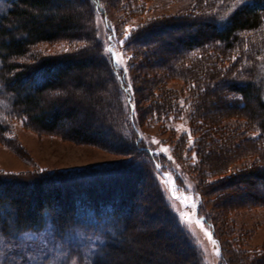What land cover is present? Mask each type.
Instances as JSON below:
<instances>
[{
    "label": "trees",
    "instance_id": "obj_1",
    "mask_svg": "<svg viewBox=\"0 0 264 264\" xmlns=\"http://www.w3.org/2000/svg\"><path fill=\"white\" fill-rule=\"evenodd\" d=\"M70 3L69 0H9V5L0 12V102L6 104L4 117H22L31 127L57 133L62 120H71L75 114L90 113V108L81 110L75 105H63L58 99L44 104V94L60 93L63 80L74 73L76 83L87 89H99L93 104L96 102L100 109L101 125H95L97 131L94 134L81 125H74L68 137L79 142L88 141L123 158L111 166L76 174L40 172L27 177H17L18 174H13L16 177H1L0 236L10 240L20 234L49 229L53 237L60 241L80 231L85 236L99 237L92 245L90 257L86 258L89 264H147L148 258L135 252L138 250L136 241L139 235L133 229L137 223L134 220L136 211L143 209L139 217V224L144 226L142 232L151 231L146 228L147 224L161 218V228L168 225L171 229L167 235L169 239L161 242L165 250L171 249H167L168 255L179 260L184 258L183 264H203L196 245L177 223L155 180V165L161 164V160L145 146L137 126L138 118L146 113L158 121L169 116L179 119L188 109L192 127L196 132H203L196 143L198 153L208 151L207 143H214L215 147L217 144L223 146L222 142L227 138L233 145L236 142L238 148L245 142L254 145L263 155L264 65L259 63L252 68L250 61H254L253 58L250 59V55L243 58L240 47L247 34L262 35L264 0H244L243 3L229 0L226 7L221 6L220 12H205L199 19L183 21L195 8V0H192L182 12L172 14L163 11L139 18L132 28L130 42L135 49L134 71L142 87L140 96L148 102L143 110L138 108L139 89L125 90L128 82L124 79L122 68L107 51V43L102 46L96 37L91 17L96 7L106 11L102 0H85L82 12H74ZM110 3L116 5L113 1ZM107 22L115 36V23ZM61 38L72 45L65 50L34 55L31 61L24 59L35 44ZM209 45L219 46L220 49L216 50V54H203L202 50ZM261 47L264 50V40L259 41L258 48ZM194 50H199L196 56L192 53ZM204 58L213 62L214 69L218 70L217 81L210 79L209 67H205L202 61ZM236 62L245 73L242 71L234 77L229 70ZM239 62L243 63L242 66ZM197 63L199 65L196 66ZM83 76H90L91 81H86ZM170 79L182 80L188 85V94L185 95L183 89L177 91L168 87ZM217 82L222 85V95L216 102L223 108L218 110V114L224 115L228 110L235 109V113L229 112L233 113L229 117L232 121L216 119L212 108H208V92L218 88L220 93ZM116 87L121 92L125 114L119 113ZM181 100L184 102L182 107ZM4 117H0V133L8 131ZM211 130L222 131L224 138L207 135L204 139V133ZM210 155L205 153L204 162ZM257 156L255 154L254 157ZM199 170L202 171L196 169L197 172ZM133 178L135 181L146 180L148 189L145 191L142 188L143 195L136 186L118 187L113 191L115 182L124 183ZM198 189L203 190L200 186ZM137 193L142 198L147 196L158 206L151 210L134 201ZM202 196L200 192L201 203ZM201 203L197 204L196 212L208 222L209 215L201 209ZM5 210L10 216L13 214L9 223L7 215H2ZM150 234L154 237L160 234L159 228ZM217 242L221 250L219 264H264V248L247 257L245 252L230 249L224 241ZM83 248V245L72 246L70 257L82 261ZM125 257L130 259L129 263L124 260ZM165 259L168 264L169 260ZM9 261V258H2L0 264H8Z\"/></svg>",
    "mask_w": 264,
    "mask_h": 264
},
{
    "label": "rangeland",
    "instance_id": "obj_2",
    "mask_svg": "<svg viewBox=\"0 0 264 264\" xmlns=\"http://www.w3.org/2000/svg\"><path fill=\"white\" fill-rule=\"evenodd\" d=\"M69 1L74 8V12H82L85 0ZM111 1L116 5L113 6L110 3ZM102 2L106 11L104 12L102 7H96L91 17V21L95 26L96 37L102 46L107 43L106 49H112L110 53L113 59L118 58L123 61L119 65L122 68L124 79L128 84H131V88L139 89L138 108L143 110L148 102L140 96L142 87L134 71L135 57L133 52L135 49L130 42L132 41V28L139 22V18L143 19L147 16L157 15L163 11L172 14L182 12L192 0H150L149 2L146 0H110V2L109 0H102ZM228 2L229 0H195V8L191 9L190 16L183 21L191 18L194 20L199 19L200 16H204L205 12H220L221 6L226 7ZM151 4L152 7H150ZM8 5L9 0H0V12L4 11ZM130 8H135V10ZM82 21L83 18L80 22ZM107 21L115 23L117 29L115 36L112 34L114 32H110L112 28L110 29ZM127 31L131 32L130 36L123 44H120L119 41L124 39V34ZM110 34H112L111 40H109ZM263 35L264 30L262 35L249 33L243 37L244 42L240 47V52L243 58L248 55H250V59L253 58L254 61H250L252 68H256L259 63L264 65L263 47L258 48L259 41L264 40ZM62 39L64 38L35 44L30 48L24 59L31 61L33 57L35 58L34 55L40 56L61 49L65 50L72 45V43ZM219 49V46L209 45L205 46L202 53L210 54L212 52V54H216V50ZM198 52L199 50H194L192 53L196 56ZM202 61L205 67H209L210 79L217 81L216 78L219 74L218 70L214 69L213 62H209L205 58ZM241 62L239 63L242 66L243 63L241 64ZM195 65H199V63ZM124 68L127 69L126 72L123 71ZM242 71L236 62L235 66L230 67L229 73L231 72V76H238ZM74 76V73H71L70 77L63 80L62 87H59L60 93H45L44 104L58 99L63 105H75L81 110L90 108L91 112L82 115L75 114L71 120L69 118L62 120L57 133L31 127L27 125L22 117H4L3 109L6 104L0 102V117H4V121L8 126L7 132L0 133V178L16 177L13 174H18L17 177H27L40 172L55 173L56 175L76 174L85 170L111 166L123 158L122 155L112 154L105 149L90 144L88 141L87 143L79 142L78 139L68 137L71 134L69 130L74 125H81L87 132L91 134L92 131L94 134L97 131L95 125L100 124V109L96 106V102L93 104L94 98L99 94V89H87L81 86L74 81ZM83 77V79L86 78V81H91L90 76ZM167 86L177 91L183 89L184 94H188V85H185L182 80L170 79ZM217 86L221 88L220 93L217 88V90L213 89L207 94L209 101L207 102L210 106L208 108H212L216 119L226 120L225 122H227V119L232 121L229 117L235 113V109L228 110L224 115L222 113L220 115V112L218 114V110L223 108L217 106L216 101L222 95V85L217 82ZM116 92L117 103L119 109H121L119 113L125 114L126 108L121 92H118L117 87ZM188 112V109H186L185 115L179 119L169 116L158 121L146 113H143L140 119L138 118L137 126L142 134L145 146L151 148L155 156L160 158L161 172L171 176V179L166 176L158 177L155 169V180L177 223V211L189 214L188 225L190 231L178 224L196 245L203 264H219L220 262V256L215 254L214 246L205 234V229L211 233L215 241H224L230 249L245 252L247 257L255 255L259 253L258 251L261 248H264V154L262 155L261 150H256L254 145L251 146L247 142L244 143V146L241 142L242 145H239L238 148L236 142L233 145L229 139L225 138V140L223 139L224 143L222 142L223 146L217 144L218 146L215 147L214 143L208 144L209 141L206 142L208 151L205 150L204 152L211 153V157L206 158L207 162H204L205 153L202 151L198 153L196 145L203 132L194 130L189 121ZM128 133H130V128ZM189 133L191 141L189 140ZM207 135L211 138H215L217 135L224 138L222 131L218 133L214 130L205 132L203 138L205 139ZM153 140L161 143H152ZM162 146L167 147L169 151L157 156L156 153ZM193 153H195V157H193ZM255 154L259 156H257L259 159L254 157ZM169 156L172 159H168ZM197 168L202 171L197 172ZM122 182H115L116 187L113 191H116L118 187L136 186L137 190H140L143 195L142 188H145V191L148 189L145 179L135 181L133 178L124 181V183ZM162 184L163 188L161 187ZM199 186L203 190L198 191ZM177 188H179V191H176ZM164 189H167L168 198H166ZM200 192L203 193L202 203ZM140 193L135 195L134 201L141 202L151 210L158 206V203L151 201L147 196L142 198ZM172 197H182L183 200L173 199ZM192 203H195V208L191 207ZM199 203H201V209L203 208L206 211L210 219L208 222L202 219L203 228L195 222L197 217L202 218L196 212V206ZM184 204L189 206L184 207ZM142 210H137L134 216L137 223L135 222L133 229L139 235V239L136 241L138 250L135 252L141 257H147V264H166L165 258L169 260L168 264H183L182 260L184 258L179 260L170 254L168 255L167 249H171L167 248L165 250L163 244H161L163 240L169 239L167 235L171 233L168 225V227L165 226L168 231L164 227L161 228L163 226L161 218L151 221L149 225L147 224L146 228L151 231L142 232L144 226L142 227V224H139V217L143 214ZM2 215H7L5 217H7L8 223L12 221L13 214L10 216L7 210ZM214 225L215 236L212 234V226ZM158 228L160 234H155V237L152 235L153 233L150 234L151 232H157ZM148 234L150 235L148 236ZM98 240L99 237L96 235L89 234L85 236L80 231H76L58 241L49 229H45L40 233L20 234L10 240L0 236V263L2 258H9L8 264H89L86 258L90 257V252L93 249L92 245ZM76 245L84 246L82 261L70 257L71 247ZM173 250L175 252V248ZM124 260L127 263L130 261L126 257ZM256 264H259V262Z\"/></svg>",
    "mask_w": 264,
    "mask_h": 264
},
{
    "label": "snow or ice",
    "instance_id": "obj_3",
    "mask_svg": "<svg viewBox=\"0 0 264 264\" xmlns=\"http://www.w3.org/2000/svg\"><path fill=\"white\" fill-rule=\"evenodd\" d=\"M238 2H239V3H243L244 0H238ZM130 34H131V32H130V31H127V32L124 34V39L120 40L119 43H120V44H123V43L125 42V40L128 39V37L130 36ZM111 39H112V36L110 35V36H109V40H111ZM107 51H108V52H112V49H111V48H108ZM233 59H235V57H233ZM115 62H116L117 64H122V63H123V61L120 60V59H118V58L115 59ZM123 71L126 72L127 69L124 68ZM193 87H195V85H193ZM130 88H131V84L129 83V84H128V88H126L125 90L127 91V90L130 89ZM183 103H184V102L181 100V101H180V105H181V107L183 106ZM189 140L191 141L190 133H189ZM152 143H161V142L153 140ZM168 151H169V149H168L167 147H163V146H162V147L160 148V150L157 151L156 155L159 156L161 153H167ZM193 157H195V153H193ZM168 159H172V157L169 156ZM161 168H162V165H161V164H156V165H155V169H156V173H157L158 177H159V176H166L167 178L171 179L170 174H165V173L161 172ZM161 187L163 188V184L161 185ZM164 190H165L166 198H168V196H167V189H164ZM176 191H179V188H177ZM172 198H173V199H178V200H183L182 197H172ZM183 206H184V207H188L189 205L184 204ZM191 207H192V208H195V203H192ZM174 210H175V209H174ZM177 216H178V223H179L181 226H183L186 230L190 231V228H189V225H188V221H189V219H190L189 214L186 213V212H180V211H177ZM195 222H196L197 224H199L201 228H203L202 218L197 217ZM205 234L207 235L208 239H209V240L211 241V243L213 244L215 254H216L217 256H220V254H221V250H220V248H219V246H218V242L215 241V240L212 238L211 233L207 232L206 229H205Z\"/></svg>",
    "mask_w": 264,
    "mask_h": 264
},
{
    "label": "bare ground",
    "instance_id": "obj_4",
    "mask_svg": "<svg viewBox=\"0 0 264 264\" xmlns=\"http://www.w3.org/2000/svg\"><path fill=\"white\" fill-rule=\"evenodd\" d=\"M131 162V161H130Z\"/></svg>",
    "mask_w": 264,
    "mask_h": 264
}]
</instances>
